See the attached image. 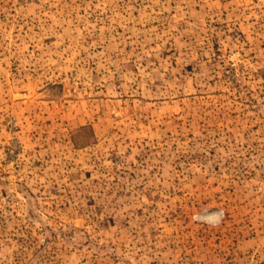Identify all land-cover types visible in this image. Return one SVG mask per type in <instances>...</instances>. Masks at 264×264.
I'll use <instances>...</instances> for the list:
<instances>
[{"label": "rangeland", "instance_id": "374dc122", "mask_svg": "<svg viewBox=\"0 0 264 264\" xmlns=\"http://www.w3.org/2000/svg\"><path fill=\"white\" fill-rule=\"evenodd\" d=\"M0 264H264V0H0Z\"/></svg>", "mask_w": 264, "mask_h": 264}]
</instances>
